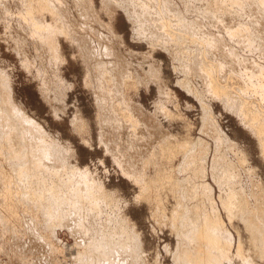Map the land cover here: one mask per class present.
Masks as SVG:
<instances>
[{"label":"rangeland","instance_id":"1","mask_svg":"<svg viewBox=\"0 0 264 264\" xmlns=\"http://www.w3.org/2000/svg\"><path fill=\"white\" fill-rule=\"evenodd\" d=\"M28 1L25 4H23L25 0H20V1L0 0V74H2V77L5 78L7 83L11 86L12 95L10 100H12L15 103V105L18 108H20L23 112L28 114V116L35 119L41 125V127L45 129V131L48 134V137L52 141L58 142L61 145L62 152H65V157H66L65 161L69 165L74 166L76 167L77 170L79 169V171L83 172L82 174L86 178H88V180L90 179L92 183L94 184L97 183L95 187L98 184H100L103 187V189L106 191L109 202L111 199L110 203H108L107 201L106 204L102 207V211L105 210L104 211L105 214L100 215L99 211H91V214L93 215V222L85 219L86 221L80 224L79 228L83 233H85L84 236L87 235V237H90L92 239L93 237H95L96 230L98 229V227H100L103 228V231L106 232V234L108 235L107 237L111 245L119 246L120 245L119 243L122 242L125 243L126 245L130 243L132 244L131 240L137 239L139 245L138 248L136 249L137 251L133 253V255H135L136 253L135 257L136 256L139 257V258L136 257L137 258L136 264H139L140 261H142L141 264L143 263L144 264H187L183 258L184 250L182 251V253L180 252V248L184 246L180 244V240H179V238H181L179 236L182 235L180 233L181 229H183L181 228V224L183 225L185 221L184 219L189 218L187 217L188 215H191L190 217H192V214L190 213L195 210V209L193 210L192 208H195L197 206L200 210L198 208L196 209L198 213L200 212V214H202L205 211L208 212V214L206 215L209 217H213L214 216L213 213H215L216 216V217L214 216L213 218H217V216H219L218 219L221 221L220 223L222 224L221 229L225 232V234L223 233L221 236L222 238H224L223 243L227 244L228 239H231L232 241V247L230 251L231 252L230 262L228 263V261L225 260L226 262V263L224 262L225 264H242V263L244 264V262H242L240 258L235 257L237 254L236 248L238 247L237 245L239 244L241 245V249L243 252L242 257L244 258V255L246 258L248 257L247 259L249 260L248 262L250 264L251 262L252 264H264V262H262V260L264 261V259L257 257L259 253L256 252L258 251L255 252V249L257 248L258 244L256 245L255 242L251 243V241L249 240L250 237L248 236L249 234L246 233V231L244 230L245 229L244 225L235 218H228L227 213L225 212V210L222 209L221 202L227 199L226 194L229 188V186L227 185L228 182L226 185H224L225 187L223 186L220 187L219 189L218 184L215 181H211L212 179L214 180V178H212L213 176L210 177V175H213L212 171H214L215 173V171L219 169L227 170L225 168L221 169V167L224 164L225 166L226 165H228V167L230 166L228 170H230L231 166L233 165L232 166L233 170L231 169V171L235 170L233 173L234 175H237L235 179L236 183H233L235 190L238 189L237 192H239L241 188L243 195H246L247 201L249 200L248 202L251 205V208L256 206L259 207L262 204V201L257 202L255 201L256 198L252 197V194L253 196L254 195L258 196L260 195V193L261 195L264 196V161L263 159H261L262 156L258 146V138L257 136L254 135L252 129L248 128L246 124L242 122L240 115L238 114V110L235 108L236 111L235 113V111L233 110L234 108L231 107L232 104H229V106L231 107L229 108V106L226 103L222 102L223 95H220L222 96V98H217L214 100V98L211 97L210 94H205V92L208 93V91L205 87L206 84L204 86V82H205L204 77H202L203 75L200 76V74H202L200 71L197 70L198 72H196V69L195 70L190 69L189 71V67L191 68V63H192L191 61L193 60L191 57L193 53L192 51L195 52L196 50V52L193 54H197V50L199 53L201 51H206L207 53V55L205 54L206 55L205 61L207 62L206 64L212 65L213 63L212 67L217 69L216 71L214 68H211V70L212 69L214 70V71L212 70L211 72H213L215 76L213 77L216 80H219L218 81L219 86L221 85L222 88L225 86L224 88L226 92L224 91L223 93H226V95H228L229 92L231 95L234 94L233 96H236L235 100L237 102L239 101V103H236L237 105L243 104L242 100L243 102H245V104L247 103V106L246 105L245 106L246 108L249 109V111L247 109L249 113L250 112L255 114L264 113L262 112L264 111V86H263L264 82L261 77L264 75L263 74L264 48L263 49L259 48L263 45V42L261 43V45L257 44L258 46L254 48L244 50L242 47L239 46L237 42L235 41L232 42L230 36H228L225 31V28L230 27V25H232V27L234 26V29H236L240 25L247 26L246 23L248 24L249 20L251 19L250 16L251 14L254 13V11L250 10L251 12L245 14V17L244 14H242V12L236 13L235 18L228 21L225 19L224 15L228 13H233V10L229 9L230 2L228 3L227 0H169L170 2L173 1L171 3L173 7L172 8L173 11L167 12L164 16H162V18H164L166 24L170 23L169 22L170 19L171 25L170 24L167 25L169 28L172 26H176V27L175 30L173 27L170 28L171 30L169 31L170 34L173 35V37H171V41L166 43H164L163 39H157V40L153 39L151 37L150 34L151 32L149 31L148 26H146L147 27L146 28L138 25L141 19L143 20L146 19V15H145L146 12L140 9V5L143 4L141 0H108L107 6L105 8L106 12L104 11L105 13L99 11L101 7V0H92L94 8L98 12V14L96 15L97 17H95V19L93 18V16H88V17L85 16V18H82L81 16L78 15L72 16L73 21L71 24L74 25V27H77L78 29L80 28L83 29L84 31L82 32H86L87 34L90 33L91 31H94L90 33V35L88 34V39L89 41L92 42V46L95 48L94 49L95 51L98 50V48H97V42H93L94 34L97 36V34L101 33L102 35L108 36L110 39H112V41H114L113 43L111 42L114 52H116V54L120 53L121 56H123V59L129 61V63L135 68V70H133V73L131 71L132 77L136 75L134 73L135 71L141 70L140 67L143 68L144 71H146L147 66L148 65L150 66V64L156 67V69L158 70L159 90L156 89V86L153 84V82H149L148 86L145 87L144 84L146 82L144 81L142 83L139 81H135L134 79L133 81H127L128 83H130L129 85H132L134 82L135 83L137 82L138 85L137 87L134 88H128V90L126 89L122 90V92L118 97L117 96L114 97L112 94L108 96L107 98H109L108 103L110 104V110H113L115 114H119L120 112L116 113L117 111H119L118 109H120L116 106L117 104L120 105L121 103L125 102V104L128 105L129 103L130 105L132 103L131 105H135L136 107L138 106L139 109H141V113L144 112V114L148 118H151L153 122H156L157 126L160 125L162 130H165V133H167V136L170 139L173 140L176 139V141L179 144L184 141L183 137L186 138L187 135L189 136L188 138H191L192 142H194L195 140H196L195 142H197V139L201 141L200 144H198L197 146L198 147L196 149L197 151L193 149L194 150V152L192 151L193 153H196L197 155L198 152L199 153L198 155L200 156L203 155L205 151L208 152V157H207L208 160H206L207 163L205 164L206 166L205 178L200 180L197 178V176L201 175L199 171L201 164H198L197 166V163H194L193 165L189 164V166H184V163H182V159H180V157L182 156L180 152L179 154H176L177 157L174 160H171L173 159L171 158V156L170 157L167 156L168 160L166 157L165 159L164 158L160 159L159 158L160 154H157L158 150L156 148L155 151L152 153L154 157L151 154L152 156L147 157L146 159L144 158L145 160H142L139 164L140 167L142 165V170L141 168H138L139 171L136 169L135 173L138 172L141 174L142 171H143L142 175L143 174L145 175L146 173L145 176L146 181L151 177L154 178L153 170H155L154 172L157 171V168H154L155 167L154 164H156L157 166V164L159 163L158 165H160V167L163 168L161 169L162 173L163 171H166V169L167 171H169V169L175 170L173 171V181L171 179H166V178L165 180L162 179L160 182L155 179H152L151 182L156 183L157 181V183L150 184L153 186L152 187L153 189L149 193L144 192V194H146L148 197L151 196V201H150L151 203H148L142 194L143 192L141 193L140 191V185L138 184L139 180L141 181L142 179V178L140 179V175L138 178V182H136L137 177L132 176L131 171L128 174L127 173L128 171L120 169L119 166H121L122 164L118 163L119 158L118 160H116V155H115L118 152L115 153L114 155H111L112 153L109 152L110 150L106 152V150H108L107 149L108 147L103 146L104 144H102L101 141L99 140L100 132L104 133L105 129L104 128L102 129L99 126L100 116L97 112V101L95 100L96 95H93L92 88H90V86L92 87L93 84L92 85L88 84L89 86H87L86 83L87 79L85 76L86 69H84L85 63L83 61L82 55L79 52H77L76 48L70 46L68 42L63 41L60 38V44L57 54L59 59L56 62L55 61L48 62V60L47 61L41 60L46 57L45 56L46 53L40 50L42 48L40 45L41 43L40 41H43L44 39L48 38V36L51 34L48 32L49 29H45V27H48V25L51 24L47 18V15L45 19H39V20L36 19V15L38 13L45 14L44 12H46L45 9H46V5L48 4L47 2L49 0H46V2L42 0L43 3H41L42 1L40 2L41 6L38 4L40 0L37 2L36 0H33V2L35 1L34 2L35 4L37 3L36 4L37 6ZM115 1L116 3H118V6H116L117 4L115 5ZM153 1H155V5L152 4L154 10L153 13L150 14L152 18H155L158 15V12H155V10L156 11L158 10L157 8L164 0H159L158 1L159 4H156L157 3L156 0H152V2ZM61 2L63 3L66 2L64 6L69 5L70 8L72 9L73 14L74 13L76 14V12H74L75 7L73 6L70 0H61ZM223 2L225 3L226 6L224 5ZM120 3H122V5H120ZM173 4L175 5V7L173 6ZM42 5L45 8L42 7ZM218 5L222 9H220ZM38 6L40 7V10L35 9ZM119 6L121 7L126 6L124 7L126 11L123 8L122 9L119 8ZM202 6L207 8L206 10L210 9L212 12H216V17L219 16L218 20L215 19L212 20L211 22L210 21L206 22V20H203V17L200 18L201 15L202 16L203 14L205 15V9L202 8ZM215 7L218 8L219 10L218 9L216 10ZM33 8L36 10V12L38 10L39 12L36 13ZM225 8L226 10H224ZM127 9L129 12H127ZM131 9L133 10V13ZM174 9L177 10L175 11ZM111 12L112 14H110ZM110 15H112V18H110ZM237 15H239V17ZM181 17H183V21H184L183 23L192 22L194 25H196L197 22H199V25L201 24L200 28H202V31L205 28L204 32L206 31L205 33L207 35L209 33L208 36L210 37L211 35V38L213 39L216 38L217 40H219V36H220L221 38L220 41L221 42L223 41L224 48L226 49V51L228 50L227 53L225 52L226 56L225 55L222 56V57H226V59L225 58L223 59L221 56L212 55L211 53H210L211 56L208 55L209 52L206 49L207 43L205 41L201 42L200 39L202 38H199V41L196 40L197 42L194 41L192 43L191 42L189 43L190 40L186 39L185 36L186 32L183 31V28H181L182 24L178 21ZM226 21L229 22L230 24L227 23ZM218 22L221 24L225 22L229 26H227L224 23L223 24L226 26L221 24H220L221 26H218L219 25ZM99 23L111 25V32L114 35V37L112 34H108V32H106L107 30L102 29L101 26L98 25ZM258 27L259 26L252 27L251 29L253 32H256L253 33L255 36L257 35L256 37H260L259 35H261L259 33L260 29ZM178 28L179 30L181 28V31H179ZM139 29L141 33L138 32ZM61 31H63V27L61 28ZM194 35H196V37H200L199 33L197 36V31L196 34ZM31 36H33L34 38H32ZM177 37H179L180 39H178ZM33 39L35 41H38L36 42L37 43L36 46L39 47V50L37 51L35 50V46H34L35 43L32 42L34 41ZM181 39L182 41L186 39L185 42L183 41L184 44L183 42H181ZM173 41L175 42L173 43ZM46 44L47 43H45V46H49L48 44L47 45ZM178 49H180L181 51H178ZM186 52L190 54H187ZM231 52L234 53L235 56L232 54H231L232 56L228 54ZM188 55L190 56L188 57L189 59L185 57ZM212 56H216V57H212ZM231 57H233L232 61L236 63V66L239 65L238 67L234 68L235 63L231 62ZM228 58H230L229 61ZM234 59H236V61H234ZM225 61H228L227 66ZM202 62L203 64L205 63L203 60ZM184 64L186 65V67L184 66ZM189 64L190 66L187 68ZM253 65H255L254 66L255 68L253 67ZM230 67H233L234 69L231 70L232 68ZM191 71L194 72L192 73ZM189 72L191 73V75L189 74ZM237 72L239 73L237 74ZM137 73H139L138 75H140V72ZM221 75L223 78L221 77ZM55 76H57L60 79L61 84L65 87L64 94L62 95V97L58 95L55 96V93H53V91H51L50 95L46 96L42 91V90L45 91L47 89V85H48V89L50 88L49 90H51L53 85L50 83L54 82L53 78ZM199 76L202 78L203 82L201 81V78ZM259 80L261 81L259 82ZM259 83L263 85H261V87H257L259 86L258 85ZM251 84H253V86ZM44 86L46 87L44 88ZM186 86L188 88H186ZM258 88L259 90H257ZM192 90L195 93L197 92L196 94L198 96L195 95V93L191 92ZM227 91L229 92L227 93ZM195 96H197L198 98ZM121 99L123 100L121 101ZM203 105L205 107L207 106L205 108L206 110L203 109L204 108ZM120 106H124V105H120ZM138 110L136 109L134 113ZM104 112H106V114H104L102 118L106 119L108 116H110L112 121L114 120L113 118L115 116H113L110 111L105 110ZM138 112H136L137 117L138 115L140 116V111ZM207 113L210 114L207 116ZM75 117L79 121V122L77 121L78 123H76V125L77 124L79 125H77L76 127L75 125L74 126L72 125V122H70ZM206 117L208 118L206 119ZM145 120L149 121V119H145ZM202 121H204L203 124ZM120 124L119 127L116 128V130L113 133L114 134L113 139L119 141V143L120 141H126L128 139L127 141H131V143L133 142L134 144H136L134 148H138L139 142H141L138 140L140 139L129 137L130 135L126 136V132L128 131L127 127L125 128L124 126H122L123 124L121 125ZM207 126H208V130H207ZM157 137L156 138L153 137V138L155 140L160 139ZM164 137L165 136H163V139ZM136 139H138L137 140L138 143L134 142ZM63 147L65 150L63 149ZM205 147L208 149L205 150L206 149ZM214 152H216L215 154L218 156L217 159L221 157L224 158V161L222 158L220 160L224 162V164L223 165L222 163L218 164L220 163V161H218V163L215 162L214 164L216 166L218 164L219 167L215 166L216 168L212 170L213 163L210 161V159L212 158V161H214L215 158L217 157V156L215 157L213 156L215 155L213 154ZM112 156H114L115 158H113ZM148 158L150 160H148ZM114 160H116L117 162L115 161L116 162L115 163ZM0 161H1L0 180L6 181L5 179L2 178V176H4V174L6 175L7 173L10 175L11 172H9V166L7 164H4L5 162L1 158ZM147 161L148 162L150 161L149 164L147 163ZM144 162H146L144 164L145 167L143 165ZM152 162L154 164H152ZM182 164L185 168L182 166ZM178 165L180 166L179 168ZM187 167L189 170L187 169ZM193 168H195L198 171V173ZM209 168H211V171L209 170ZM194 170L196 173H192L194 172ZM220 170L218 171L219 173L216 171V174H219L221 178L222 174H225L226 172L225 173L222 172L221 174ZM84 172L85 173L88 172V175H85ZM130 174L131 176H129ZM135 176H138V174ZM130 177H134V178H130ZM174 179L177 180L176 182L181 181V185L179 187L176 185H175L176 188L174 186L171 187L169 181L171 180L174 183L175 181ZM238 181L240 184L236 186L238 184L237 183ZM168 182L169 185H167ZM213 182L216 184H213ZM162 183L163 185L168 186V188H166L165 190L159 189L158 188L159 184ZM199 184L203 185V187L198 188V186H200ZM150 185H147L146 187L148 186L151 187ZM186 185H188V187ZM195 185L202 192L203 195L200 196L199 194L201 192L198 190L199 192H197L198 195L196 194V197L200 196L201 199L197 197L199 198V200L195 198V200L192 199V201L188 200L190 202H187L185 200V196H183L182 193L183 189L185 188L186 190L188 188V190H191L190 187L192 186L194 187ZM197 188L194 187L192 189H197ZM92 189L93 192L95 193L97 192L95 191V189L97 190V188L94 189V186ZM221 189H223V192H221L222 191ZM176 190H178L179 194ZM171 191H173V193ZM12 192L14 191L12 190ZM0 193H1L0 194V264H37L38 259L37 262L36 260L34 261L35 257L32 255V253L29 252L30 250H33L32 246H30L31 242L33 241L28 239L29 236L26 235L27 232H25L26 224L24 223L25 222L24 217L25 214L31 212V215L35 217L39 216L38 219L41 222L39 223L43 225L44 222L42 221L43 218L41 211H39L38 208L36 207V210H38L39 212L38 214V212L35 211L34 208L29 209V207H27L23 202L19 203L16 200L19 198V196L18 195L16 196L15 194L11 196L8 202L4 200V203L7 202L6 204H9V202H11L10 204H12V206L10 204L9 206H11L13 212L7 211L8 209L3 208L1 203V201H3V195H6L5 194L6 190L3 189L1 186H0ZM173 194L176 195L172 196ZM222 195L223 197H220ZM39 196H44V195L39 194ZM179 198L181 201L179 200ZM182 198L184 199L183 204L182 203H180L181 205L177 204L176 200L182 202ZM262 199L264 203V198L262 197L261 200ZM39 200L42 203H44V201H46V198L37 199V201ZM196 200L197 202L198 201L201 202L203 200V202L200 203L201 206L200 204L197 205L198 203L194 205ZM209 201L211 202V205ZM176 204L180 206L177 207ZM210 206H212V209L214 208V212H211L213 210L210 209ZM182 207H184L185 210L182 209ZM187 208H189V210ZM190 209L192 210L190 211ZM177 212L178 214H175ZM110 213L112 214L111 215L112 219L110 221H107L108 218L107 216ZM121 218H124L126 220L125 221L126 226L125 223L123 225L125 226L124 228H122L121 226L120 228L116 227L117 224L118 225L120 224ZM49 220L51 219L48 220L46 219L45 221H48V223L52 222L50 223L52 229L48 225H46V229H44L43 227L40 228L39 223L37 222H36L37 224L34 225V228L37 227L38 229H40L39 232L42 236H44V240L46 239L45 242L46 241L48 242V244L47 243L45 244H47L48 248L50 249V253H49L50 256L49 255L46 256L47 254H45L44 257L46 256V258L44 259H47L48 257L50 258H48L47 260L48 263L45 261L46 264H49V261L51 262L50 264H56V263L78 264V262L81 259L79 260V257H77L78 255H75L76 254L75 252L78 251L79 253H81L82 248L74 249V247L77 246V244H75V238H78L77 234L73 233L70 229H68V227L62 224L61 221H56V220L49 221ZM263 220L264 218L261 219L259 222L262 224L264 223ZM172 225H173V231L171 229ZM104 227H106L107 230L104 229ZM126 227L127 230H131V232L134 233L135 237L137 238H134V235L131 234V232L130 234L133 236H131L128 233L129 231L127 232L125 230L127 236L130 235L128 236V238H126V234H124L125 236L123 235L124 233L123 229H126ZM122 230L123 233L121 232ZM184 231L186 230L184 229ZM119 232L122 233L121 234L122 238ZM226 234L229 235V238ZM118 236L119 239L121 238V240H123L122 242L121 240L118 241L119 240ZM124 239L126 240V242L124 241ZM116 240L118 241L119 245L117 244ZM28 242L30 245L28 244ZM249 242L252 244V247L255 244L256 247L254 246L253 248H255L254 252L257 254V256H255L256 254L251 252L250 248L252 247ZM123 243L121 244V246H123ZM28 247L30 248L29 250ZM26 249L29 252V254L28 252H26ZM83 249H85V247ZM257 249L260 252L259 246ZM247 251L249 252V254ZM43 252L44 251L41 250L40 252L41 254L39 253L41 258H43L42 257ZM75 257H77L78 259ZM38 258L40 259L39 256ZM138 259L141 260L138 262ZM38 264H41L40 261L38 262Z\"/></svg>","mask_w":264,"mask_h":264},{"label":"bare ground","instance_id":"2","mask_svg":"<svg viewBox=\"0 0 264 264\" xmlns=\"http://www.w3.org/2000/svg\"><path fill=\"white\" fill-rule=\"evenodd\" d=\"M27 1L25 0V2H23V4H25ZM37 1H39V0H36V2ZM41 1L42 0H40L38 2L39 5H40ZM44 1L46 2V0H44ZM49 1H50V3H49ZM49 1L47 2L48 4L46 3L47 4L46 9H45L46 12L43 11L45 14L38 13L40 10L39 6L37 8L34 7L35 9H39L37 12L33 8L34 11L36 13H38L37 15L35 14L36 19H38V20L39 19H45L46 15H47V18L51 24V25H48V27L44 26L45 29H49L48 32L51 34L48 36V38L44 39L43 41H40L41 43L39 42L41 47H42L40 50H42L44 53H46V55H45L46 57L41 59V60H44V61L48 60V62H51V61L56 62L59 59L57 54H58V48H59V44H60V38L63 41L68 42L70 44V46L76 48L77 52H79L82 55L83 61L85 63L84 69H86V75L85 76L87 79V81H86L87 86H89L88 84H91V85L93 84V86L92 87L90 86V88H92L93 95H96L95 100L97 101V112L100 116L99 117L100 123L99 122L98 123H99L100 128L105 129L104 133L100 132L99 140L101 141L102 144H104L103 146L108 147L107 148L108 150H106V152L110 150L109 152L112 153L111 155H114L115 153L118 152L117 154L119 156L117 154H115V155H116V160H118V158H119L120 162L118 161V163L122 164L121 166H119L120 169L128 171L127 172L128 174L131 171L132 176L137 177V179L135 178L137 180V181L135 180L136 182H138V178L140 175V179L141 178L142 179H141V181L139 180L138 184L140 185V191H141V193L143 192L142 194H143L144 198L146 199V201L148 203H151L150 202L151 196L148 197L146 194H144V192L149 193L153 189L152 188L153 186L150 185L151 183H153V182H151L152 179H155L159 182L162 179L165 180V178L171 179L173 181V171H175V170H171V169H169V171H167V169H166V171H163V173H162L161 169H163V168H161L160 165H158L159 163L156 166V164H154L152 162V164H154V166H155L154 168H157L156 172H154L155 170H153L154 178L153 177H151L149 179L147 178L148 180L146 181V179H145L146 173H145V175L144 174L142 175L143 171L141 172V174L138 172L135 173V170L136 169L138 170V168H141V170H142V165H141V167L139 166L140 162L142 160H145L147 157L152 156L153 155L152 153L155 151L156 148L158 150L157 154H160V156H159L160 159H162V158L165 159V157H166L168 160V157L171 156V158H173V159H171V158L170 159L174 160L177 157L176 154H179V152H180L182 155L181 156L182 158L180 157V159H182V163H184V166H189V164L193 165L194 163H197V166H198V164H201L200 165L201 167L199 168L201 175L200 176L198 175L197 178L199 180L204 179L205 178V172H206L205 164L207 163L206 160H208L207 159L208 152L205 151V153H203V155H200V156L198 155L199 154L198 152H197L198 156L196 155V153H193L194 152L193 149L196 150L198 148L197 146H198V144H200V142H201L200 140L197 139V142H195L196 140L194 141L192 139L194 141V142H192L191 138H188L189 136L186 135V138L183 137L184 141L181 142L183 140L182 139L180 141L181 143L178 144L176 139L175 140L170 139L167 136V133H165V130H162L160 125L157 126L156 122H153V120L151 118H148L144 114L143 111H142L143 113H141V109H139L138 106L136 107L135 105H131L132 103L130 105H129V103H128V105L125 104V102L120 104V105H124V106H120L119 104H117L116 106L120 109L117 108L119 111H117L116 113L120 112L119 114H115V112H113V110H110V104L108 103L109 98H107L108 96H110L112 94L114 97H116V96L118 97L120 95V93L122 92V90H125V89L128 90V88H134V87H137V85H138L137 82L136 83L134 82L132 85H129L130 83H128L127 81H133V79L135 81H139L141 83L144 81V82H146L144 84L145 87L148 86L149 82H153V84L156 86V89L159 90V82H158L159 76H158V70L156 69V67H154L153 65L150 64V66L149 65L147 66L146 71H144V69L140 67L141 70L135 71L134 73L136 75L134 77H132L131 71L133 73V70H135V68L129 63V61L124 60L123 56H121L120 53L116 54V52H114L113 47H112V43L114 41H112V39H110L108 36L102 35L101 33L97 34V36L93 33L94 34L93 42H97V48H98V50H96V51L94 50L95 48L92 46V42L89 41V39H88V34L90 35V33L94 32V31L90 30L91 32L89 31L90 33L87 34L86 32H82V31H84L83 29H81V28L78 29L77 27H74V25L71 24L73 21L72 16H74V15L81 16L82 18H85V16L86 17L93 16V18L95 19V17H97L96 15L98 14V12L95 10L92 0H70L71 3L73 4V6L75 7L74 12H76V14L75 13L73 14L72 9L70 8L69 5L66 4L67 6H64V4L66 3V2L63 3L64 1L63 2H61V0H49ZM107 1L108 0H101V7H100L99 11H101L102 13L105 11V8L107 6ZM156 1H157L156 4H159V2H158L159 0H156ZM28 2H31L34 5L37 4V3L35 4L34 3L35 1L33 2V0L32 1L29 0ZM141 2H143V4L140 5V9L142 11L146 12V14H145L146 19L145 20L141 19L139 21L138 25L143 26V27L148 26V29L151 32L150 33L151 37L153 39H156V40L157 39H163L164 43L171 41V37H173V35L170 34L169 30H171L170 28H172V27L175 30L176 26H172L169 28L167 25H169L171 23L170 19H169L170 23H168V21H167L168 24H166V22H165L164 18H162V16H164L169 11H173V9H172L173 7L171 4L173 1L170 2L169 0H164V1H162L163 4L160 2L162 4V6H161V4L159 7L157 5V7H158L157 9L159 11L155 10V12H158V15L155 18H152L151 14H150V13H153L154 9H153L152 4L155 5V1L152 2V0H141ZM227 2L228 3L230 2V4H229L230 8L229 9L233 10V13H228V14L224 15L225 19L228 21L235 18L236 13L242 12V14H244V17H245V14L251 12L250 10L254 11V13L251 14V16H250L251 19L249 20V22L247 21L249 25L246 23L247 26L240 25L241 27L238 26L236 29H234V26L232 27V25H230V27L225 28V31H226L227 35L230 36V39L232 40V42L233 41L237 42L239 44V46L242 47L244 50L254 48V47L258 46L257 44L261 45L262 42L264 45V0H227ZM41 3H43V1ZM108 3H110V2H108ZM207 3H208V1H207ZM123 4H124V2H123ZM28 5H30V4H28ZM110 5H112V4H110ZM115 5L118 6V3H116V1H115ZM120 5H122V3H120ZM151 5H152V7H151ZM224 5H225V3H224ZM173 6L175 7L174 4H173ZM42 7H44V6L42 5ZM124 7H126V6H124ZM124 7L119 6V8H121V9L123 8L126 11V9ZM218 7H219V5H218ZM20 8H21V6H20ZM155 8H156V6H155ZM202 8L205 9V15L204 14H203V16L201 15L200 18L203 17V20H206V22L207 21L211 22L212 20H215V19L218 20L219 16L216 17V12H212L210 9L206 10L207 8H205L203 6H202ZM219 8L222 9L221 7H219ZM226 8L224 10H226ZM215 9L217 10L218 8L215 7ZM127 12H129L128 9H127ZM132 13H133V10H132ZM110 14H112V12ZM126 14H128V13H126ZM168 16H167V19H168ZM237 16L239 17V15H237ZM110 18H112V15H110ZM181 18L178 21L182 24L181 28H183V31L186 32L185 36H186V39L190 40L189 43L190 42L192 43L194 41L197 42L196 40L199 41V38H202V39H200V41L201 42L205 41L207 43L206 49L209 52L208 55L211 56V54H212V55H217V56L222 57L223 55H225V52L227 53L228 50L226 51V49L224 48L223 41L222 42L220 41L221 40L220 36H219V40H217L216 38L213 39V38H211V35H210V37L208 36L209 33L207 35L205 33L206 31L204 32L205 28L202 31V28H200L201 24L199 25V22H197L196 25H194L192 22L191 23H183L184 22L183 17H181ZM216 23H217V21H216ZM223 23L226 24L225 22H223ZM223 23L222 24L219 23L218 26L224 25ZM227 23H229V22H227ZM150 24L152 25V27ZM262 24H263V26H262ZM98 25L101 26L102 29L107 30L106 32H108V34H112L111 25L100 24V23ZM226 25H224V26H226ZM227 26H229V25H227ZM257 26H259L258 28L260 29V31H259V33L261 34V35H259L260 37H256L257 35L255 36L253 34L256 32H253L251 30L252 27H257ZM62 27H63V31H61ZM181 28H180V30L178 28V30L181 31ZM236 30H237V32H236ZM196 31H197V36L199 33L200 37H196V35H194V34H196ZM138 32L141 33L140 29ZM250 32H252V33H250ZM190 33H192V34H190ZM202 33H203V36H202ZM180 34H181V32H180ZM31 37L34 38L33 36H31ZM113 37H114V35H113ZM177 38L180 39L179 37H177ZM186 39H184L183 41L185 42ZM183 41L181 39V42H183ZM32 42L35 43L34 44L35 50L36 51L39 50V47L36 46L37 45L36 42H38V41L34 40ZM174 42L175 41H173V43ZM176 42H178V41H176ZM184 42H183V44H184ZM187 42H188V40H187ZM45 43H47L49 46H45ZM185 44H187V43H185ZM177 45H178V43H177ZM263 45L259 48L263 49L264 48ZM181 47H182V44H181ZM257 49H258V47H257ZM263 50H261V51H263ZM178 51H181V50L178 49ZM186 51H188V50H186ZM233 51H235V50H233ZM189 52H190V49H189ZM192 52L195 53L196 50H195V52L194 51H192ZM201 52L199 53L197 50V54L192 53L191 57L193 60L191 59L192 60L191 61L192 62L191 68L189 67L190 64L187 66V68L189 67V71H190V69L191 70L196 69V72L200 71L202 73V74H200V76L203 75L202 77H204V81L206 82V83L204 82V86L206 84L205 87L208 91V93L205 92V94H210V96L213 97L214 100L217 98H222V96H220V95H223L222 102L226 103L228 106H229V104H232L231 107L234 108L233 110L235 111V108L238 110V114L240 115L242 122H244L248 128L252 129L254 135L257 136L258 146H259L261 156H262L261 159H263V161H264V113H262V114H260V113L255 114L252 112L249 113L248 112L249 109L246 108L247 103L245 104V102H243V100H242L243 104L237 105L236 103H239V101L237 102L235 100L236 96H233L234 94L231 95L229 91H227V93L229 92L228 95H226V93H223L225 91V88H224L225 86L223 88L221 87V85L219 86V84H218L219 80H216L214 78L215 76H214L213 72H211L213 70V69L211 70V68H214V67H212L213 63L211 62L212 65L209 64L210 66L207 65L206 64L207 62L205 61V56L207 55V53H206V51H201ZM232 52L228 53V54L234 55V53H232ZM249 52H250V50H249ZM186 53H184V54H186ZM187 54H190V53H187ZM185 57L188 58L190 56L188 55ZM212 57H216V56H212ZM227 57H228V55H227ZM233 57H231V62L235 63L232 61ZM222 58L226 59V57H222ZM229 59L230 58H228V61H229ZM202 60L205 62L204 64H203ZM228 61H225L226 66L228 65L227 64ZM234 61H236V59H234ZM223 65H225V64H223ZM184 66L186 67L185 64H184ZM219 66H220V64H219ZM238 66H236V63H235V67L234 66L233 67L236 68ZM254 66L255 65H253V67ZM233 67H230V68H232L231 70L234 69ZM242 68H243V66H242ZM215 70L217 71V69H215ZM137 72H140V75H138L139 73H137ZM223 72H225V71H223ZM263 72H264V70H263ZM238 73L239 72H237V74ZM246 73H247V71H246ZM249 73H250V71H249ZM189 74L191 75L190 72H189ZM196 74H198V73H196ZM193 75H195V74H193ZM221 77H222V75H221ZM230 77H232V76H230ZM261 77H262L263 82H264V75ZM53 80H54V82L50 83L53 85L51 90H49L50 88L48 89V85H47V89L45 91L42 90L43 93L46 96H48V95H50L51 91H53V93H55V96L58 95V96L62 97V95L64 94L65 87L61 84L60 79L57 76H55L53 78ZM226 80H228V79H226ZM201 81H202V78H201ZM260 81L261 80H259V82ZM185 82H186V80H185ZM257 82H256V85H257ZM261 83H259L258 84L259 86H257V87H261V85H263ZM188 85H189V82H188ZM251 85L253 86V84H251ZM45 87L46 86H44V88ZM205 87H204V89H205ZM186 88H188V87L186 86ZM260 89H262V88H260ZM257 90H259V88ZM191 92H193V90ZM193 93H195V92H193ZM196 93H195V95H197ZM253 93H255V92H253ZM11 95H12L11 86L7 83L5 78L2 77V74H0V158L5 162L4 164H7L9 166V172H11L10 175L8 173L6 175L4 173H2V174H4V176H2V178L5 179L6 181L0 180V186L6 190V193H5L6 195H3V201H1V203H2L3 208H7L8 209L7 211L13 212V210L11 208L12 204H10L11 202H9V204L11 206H9V204H6V203L10 200L11 196L13 194H15L16 196L17 195L19 196V198L17 197L18 199H16L19 203L23 202L27 207H29V209L34 208L35 211H37V212H38V210L41 211L42 218H43L42 221L44 222V223L42 222L43 225L40 224L41 222L38 219L39 216L35 217V216L31 215V212L25 214V217H24V219H25L24 223L26 224L25 232H27L26 235L29 236V238L28 237L27 238L33 241V242L30 241L31 245L29 244V242H28V244L30 246H32V248H33V250H30L29 252L32 253V255L36 258V259L34 258V261L36 260V262H37V259H38V262L40 261L41 264H46L48 258H50V257H48L47 259H44L50 253V249L47 246L48 242L47 241L45 242L46 239L44 240V236H42L40 234V232H39L40 229H38L36 226H35L36 228H34V225L40 222L39 223L40 228L43 227L44 229H46V225L50 226V228H51L50 223H52V222L48 223V221H45L46 219L47 220L51 219V220L61 221L62 224H64L65 226L68 227V229H70L73 233L77 234L78 238H75V244H77V246L74 245V246H76V247H74V249L75 248H77V249L82 248L81 253H79L78 251L75 252L76 254L74 253L75 255H78L77 257H79V260L81 259L78 262V264H82V263L83 264L84 263L85 264H136V260L139 257L136 256L137 257L136 258L135 257L136 253H135V255H133V253L135 251H137L136 249L138 248V245H139V243L137 242V239H134V240L130 239L132 241V244L130 243L127 245L122 242L123 240H121V238H122L121 234L123 233V230H124L123 235L126 234L125 233L126 231L127 232L129 231L128 232L129 234L131 232V230H127V227H126V229H123L121 231L122 233L119 232L121 235L120 239L118 236V239H119L118 241L121 240V242L123 243V246H121L122 243H119L120 244L119 245L117 240L116 241H117V244L119 246L111 245V243L109 242L108 237H107L108 235L106 234V232L103 231V228H100V227H98V229L95 232V237H93L92 239L90 237H87V235L84 236L85 233H83L79 227H80V224L82 222L86 221L85 219L93 222V215L91 214V211H99L100 215L105 214V212H104L105 210L103 209L104 211H102V207L108 201V196L106 194V191L103 189V187L100 184L97 185L98 187L97 186L95 187V185L97 183H95V184L92 183V181H90V179L88 180V178H86L82 174L83 172L79 171V169L77 170L76 167L69 165L65 161L66 160L65 152H62L61 145L58 142L52 141L48 137V134L45 131V129L42 128L41 125L35 119L31 118L30 116H28V114H26L20 108H18L15 105V103L12 100H10ZM197 96H195V97H197ZM259 96H261V95H259ZM233 98H234V100H233ZM123 99H124V97H123ZM123 99H121V101ZM237 100H238V97H237ZM201 105H202V103H201ZM206 107L204 106L203 109L206 110L205 109ZM231 107L229 106V108H231ZM136 109L137 110L139 109L138 111H140V116L138 115V117H137V113H136L138 111L135 112L136 114L134 113V111ZM247 109H248V111H247ZM105 110L110 111L111 114L113 116H115L113 118L114 119L113 121H112L110 116H108L106 119L102 118V116L104 114H106V112H104ZM206 112H208V111H206ZM262 112H264V111H262ZM235 113H236V111H235ZM209 114L207 113V116ZM202 115H204V114H202ZM207 118L208 117H206V119ZM145 119H149V121L145 120ZM77 121L78 120L75 117L70 122H72V125L73 126L75 125V127H76L77 125H79V124L76 125V123L79 122V121L78 122ZM120 122H121V124H123L122 126H124L125 128L127 127L128 131L126 132V136L130 135L129 137H134V138L140 139V140L136 139L134 141L135 143H138V141H141V142H139L138 148H134L136 144H134L133 142L131 143V141H127L128 139L126 141H120V143H119V141H116L115 139H113V135H114L113 133L116 130V128L119 127ZM203 122L204 121H202V124H203ZM208 126H207V130H208ZM205 127H206V125H205ZM205 127H204V129H205ZM120 132H121V129H120ZM163 136H165L164 139H163ZM153 137H155V138L157 137L160 139L155 140ZM132 140H134V139H132ZM215 146H216V144H215ZM206 147H208V146H206ZM63 149H64V147H63ZM207 149L208 148H206L205 150H207ZM215 153L216 152H214L213 154H215ZM213 156L215 157L217 155L215 154ZM112 157L115 158L114 156H112ZM153 157H154V155H153ZM219 157H220V155H219ZM199 158H201V159H199ZM217 158H218V156L215 158L214 161H212V158L210 159V161L213 163L212 164V168H213L212 170H214L216 167H219L218 164H221V163H222V165L224 164V162L220 161L221 158L224 161L223 157H221L219 159H217ZM216 159H217V161H216ZM242 159H243V157H242ZM116 160H114V162ZM148 160H150V159L148 158ZM218 161H220V163H218ZM149 162L147 161L148 164H149ZM159 162H161V161H159ZM171 162H173V161H171ZM180 162H181V160H180ZM215 162L218 163V164L216 163L217 166L214 164ZM145 163L146 162H144L143 165ZM228 163H229V160H228ZM179 164H181V163H179ZM231 164H233V163H231ZM182 166H183V164H182ZM197 166H196V168H197ZM223 166L221 167V169L225 168L227 170H224V169L220 170L219 169L221 174H222V172L223 173L226 172L225 174H222L221 178H220L219 174H216V171L218 172L219 170H216L215 173H214V171H212L213 175L209 174L210 177L213 176L212 178H214V180L212 179L211 181H215L218 184L219 187L218 186L217 187L219 189H220V187H223L224 185H226L228 182V184H227L229 186L228 192H227V194L224 193L227 195V199L225 201L223 200L224 201V202L222 201L223 203L221 202L222 209L225 210L228 218H235L240 223H242L244 225V228H245L244 230L246 231V233L249 234L248 236L250 237L249 240L251 241V243L255 242V244L256 245L258 244V246L260 248V252H259V250L257 249L258 246H257V248H256L257 250H256L255 248H253L255 246V244L252 247V244L249 242L251 244V247L253 248V251H252V248H250L251 252L254 254L259 253L258 256H257V254L255 256L260 257L261 259H264V226H263L264 223L261 224L259 222L261 219L264 218V203H263V199L261 200V198L262 197L264 198V196L261 195V193L258 196H255V195L253 196V194H252V197L256 198L255 201H257V202L262 201V204L259 207L256 206V207L251 208V205L248 202L249 200L247 201V197H246V195H243L241 188H240L239 192H237L238 189L235 190L233 183H236L235 179H236L237 175H234V173H233L235 170L231 171L233 165L231 166L230 170H228V168H230V166L228 167V165H226L227 168H226L225 164ZM144 167H145V165H144ZM179 167L180 166L178 165V168ZM176 168H174V169H176ZM187 169H188V167H187ZM193 169H195V168H193ZM195 170H194V172H192V171L191 172L192 173H196V172L198 173V171H197L198 168H197L196 172H195ZM209 170L211 171V168H209ZM185 171H186V169H185ZM86 173H85V175H88V172H86ZM137 174H138V176H135ZM129 176H131V174ZM134 177H130V178H134ZM171 180L170 181L168 180L171 184V187H173V186L175 187V185L179 187L181 185V181L176 182L177 180H175L173 183ZM157 181H156V183H157ZM169 182H168V184L167 183L166 184L169 185ZM156 183H153V184H156ZM163 183L159 184L158 188L165 190L166 188H168V186L163 185ZM216 183L213 182V184H216ZM230 183H232L233 185ZM237 183L238 184L236 186H238L240 184L239 181ZM147 185H150L151 187L148 186L149 187L148 188V187H146ZM93 186H94V189L97 188V190L95 189V191H97L96 193L92 191ZM186 186L188 187V185H186ZM194 187L197 188L196 185ZM194 187L193 186L190 187L191 190H188V188L186 190H185V188L183 189L182 193H183V196H185V200L187 202H190L188 200H191V201H192V199L195 200V198H197V197H199L201 199L200 196L203 195L202 192L198 189L199 187H203V185L198 186L197 189H192ZM158 188H155V189H158ZM205 188H206V186H205ZM12 190L14 192H12ZM198 190L201 193L199 194L200 196L196 197V194L198 195L197 192H199ZM221 190H222L221 192H223V189H221ZM226 190H227V187H226ZM176 191L178 192V190H176ZM171 192L173 193V191H171ZM240 192H241V194H240ZM219 193H220V190H219ZM39 194L44 195V196H39ZM176 194H173L172 196H175ZM178 194H179V192H178ZM179 197H180V195H179ZM220 197H223V195ZM40 198L41 199L46 198V201H44V203H42L40 200L37 201V199H40ZM183 198H182V202H179L176 200L177 204H180V203L183 204V200H184ZM199 198H197V200H199ZM224 198H226V197H224ZM176 199H178V198H176ZM4 200L7 202L4 203ZM179 200H180V198H179ZM197 200H196V202L194 201L195 202L194 205L197 203H198L197 205H199L200 203L203 202V200L201 202H199V201L197 202ZM110 202H111V199H110ZM110 202L108 201V203H110ZM209 203L211 205L210 201H209ZM255 204H256V202H255ZM180 205H177V207H179ZM200 206H201V204H200ZM36 207L38 208V210H36ZM160 207H159V209H160ZM185 207H186V205H185ZM196 208H198V207L196 206L195 208H192L193 210L195 209L194 211H192L193 213L192 212L190 213V214H192V217H190L191 215L186 214V215H188L187 217H189V218L184 219L185 221L183 220L185 224L184 223H183V225L181 224V228H183V229H181L180 233L182 235L179 236L181 238H179V237L178 238L180 240V244L182 246L184 245L183 247L180 248L181 253L184 250L183 251L184 260L186 261L187 264H223L225 262V260L228 261V263H229L230 257H231L230 251H231V247H232V241H231V239H228L229 235L226 234L228 236V238L226 237L228 239V241H227L228 243L227 244L223 243L224 238H222L221 236L223 233L225 234V232L221 229L222 224L220 223L221 221L218 219L219 216H217V218H213L215 216V213H213L214 216L209 217L206 215V214H208V212H205V211H204L205 213L203 212L202 214H200V212L198 213ZM162 209H163V206H162ZM164 209H165V206H164ZM182 209H184V207H182ZM187 209L189 210V208H187ZM192 209H190V211ZM210 209H212V206H210ZM212 210L213 211H211V212H214V208ZM190 211H188V212H190ZM102 212H104V213H102ZM38 214H39V212H38ZM173 214H174V212H173ZM175 214H178V212ZM35 215H36V213H35ZM111 215L112 214L110 213L107 216L108 217L107 221H110L112 219ZM23 216H24V214H23ZM82 218H83V220H82ZM170 218H172V217H170ZM51 220H49V221H51ZM178 220H177V222H178ZM125 221L126 220L124 218H121L120 224L119 225L117 224L116 227L120 228V226H121L122 228H124L126 226ZM180 222H181V220H180ZM124 223H125V226H123ZM28 225L31 227H29ZM86 225H87V222H86ZM177 228H179V227H177ZM47 229H49V228H47ZM104 229L107 230L106 227H104ZM171 229L173 231V225H172ZM184 229L186 231H184ZM114 231H112V232H114ZM179 231H180V229H179ZM108 232H109V230H108ZM177 232H178V230H177ZM131 234L134 235V238H137V237H135L134 233L131 232ZM130 235H128V236H130ZM133 235H131V236H133ZM176 235H177V233H176ZM128 236L126 234V238H128ZM131 238H133V237H131ZM111 239H113V238H111ZM110 241H112V240H110ZM124 241L126 242L125 239H124ZM256 241H257V243H256ZM45 243H47V244H45ZM83 246L85 247V249H83L84 248ZM237 246H238L237 248L235 247L237 249L236 250L237 254L235 257L240 258L242 260V262H244V264H250L248 262L249 260L247 259L248 257L246 258L245 255H244V258L242 257L243 252L241 249V245L239 244ZM29 249L30 248L28 247V250ZM40 249L42 251H44L42 253L43 258H41V256L39 255V253L41 252ZM74 249H73V251H74ZM254 249H255V252L256 251H258V252L255 253ZM21 252H23V251H21ZM26 252H28L27 249H26ZM29 252H28V254H29ZM244 253H246V252H244ZM45 254H47V255L44 257ZM67 254H68V252H67ZM248 254H249V252H248ZM30 256H31V254H30ZM38 256L40 257V259L38 258ZM72 257H73V255H72ZM77 257H75V258H77ZM31 258H32V256H31ZM141 259H138V262ZM38 262H37V264H38ZM262 262H264V261L262 260ZM50 263L51 262L49 261V264ZM141 263H142V261L139 262V264H141ZM251 264H252V262H251Z\"/></svg>","mask_w":264,"mask_h":264}]
</instances>
